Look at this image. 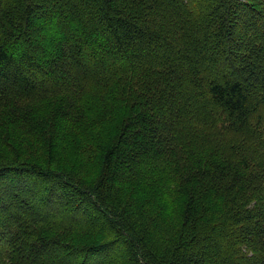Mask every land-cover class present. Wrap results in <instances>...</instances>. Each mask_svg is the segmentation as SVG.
I'll return each instance as SVG.
<instances>
[{
  "label": "trees",
  "instance_id": "obj_1",
  "mask_svg": "<svg viewBox=\"0 0 264 264\" xmlns=\"http://www.w3.org/2000/svg\"><path fill=\"white\" fill-rule=\"evenodd\" d=\"M0 264H264V0H0Z\"/></svg>",
  "mask_w": 264,
  "mask_h": 264
}]
</instances>
